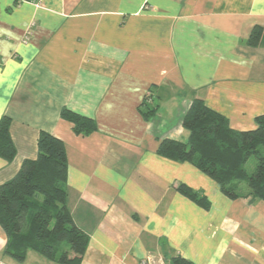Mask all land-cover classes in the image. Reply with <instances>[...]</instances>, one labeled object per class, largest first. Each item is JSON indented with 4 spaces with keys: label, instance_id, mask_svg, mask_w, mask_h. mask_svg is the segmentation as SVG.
Wrapping results in <instances>:
<instances>
[{
    "label": "crops",
    "instance_id": "1",
    "mask_svg": "<svg viewBox=\"0 0 264 264\" xmlns=\"http://www.w3.org/2000/svg\"><path fill=\"white\" fill-rule=\"evenodd\" d=\"M195 98L233 129L256 128L264 0H0V120L12 119L17 149L0 156V185L37 158L42 131L63 140L67 205L89 235L81 264H264V201L230 198L192 163L157 152L163 139L188 140ZM144 103L158 105L149 119ZM64 108L98 129L76 134ZM6 244L0 225V264H59L34 251L18 263Z\"/></svg>",
    "mask_w": 264,
    "mask_h": 264
},
{
    "label": "trees",
    "instance_id": "2",
    "mask_svg": "<svg viewBox=\"0 0 264 264\" xmlns=\"http://www.w3.org/2000/svg\"><path fill=\"white\" fill-rule=\"evenodd\" d=\"M262 28L255 27L249 44L258 45ZM140 106L146 119L158 105ZM145 107V109L143 108ZM63 119L73 124L78 135L98 129L94 119L64 108ZM12 119L0 120V156L12 161L17 154L10 128ZM256 128L236 130L227 117L211 109L202 98H195L183 126L188 140L166 138L160 141L158 154L168 159L189 162L217 182L230 198L264 201V114L256 118ZM255 156V170L249 174L246 163ZM68 156L63 140L42 131L38 139V156L25 160L19 172L0 185V225L7 235L3 254L18 263L30 251L59 264H81L89 235L74 221L67 205ZM178 189L204 208L210 201L199 192L180 184ZM173 264H194L177 256Z\"/></svg>",
    "mask_w": 264,
    "mask_h": 264
},
{
    "label": "rangeland",
    "instance_id": "3",
    "mask_svg": "<svg viewBox=\"0 0 264 264\" xmlns=\"http://www.w3.org/2000/svg\"><path fill=\"white\" fill-rule=\"evenodd\" d=\"M256 163H257V160L255 156H252L246 163V170L249 174H251L255 170Z\"/></svg>",
    "mask_w": 264,
    "mask_h": 264
},
{
    "label": "built area",
    "instance_id": "4",
    "mask_svg": "<svg viewBox=\"0 0 264 264\" xmlns=\"http://www.w3.org/2000/svg\"><path fill=\"white\" fill-rule=\"evenodd\" d=\"M141 264H156L153 260L151 259H145L141 262Z\"/></svg>",
    "mask_w": 264,
    "mask_h": 264
}]
</instances>
